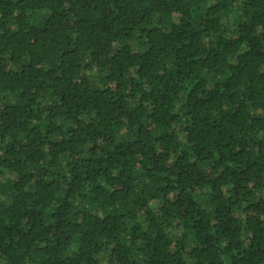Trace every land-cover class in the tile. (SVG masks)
<instances>
[{"label":"trees","instance_id":"1","mask_svg":"<svg viewBox=\"0 0 264 264\" xmlns=\"http://www.w3.org/2000/svg\"><path fill=\"white\" fill-rule=\"evenodd\" d=\"M0 264H264V0H0Z\"/></svg>","mask_w":264,"mask_h":264},{"label":"rangeland","instance_id":"2","mask_svg":"<svg viewBox=\"0 0 264 264\" xmlns=\"http://www.w3.org/2000/svg\"><path fill=\"white\" fill-rule=\"evenodd\" d=\"M227 25L232 26L234 29L238 23V16L236 12H231L229 17H227L226 22Z\"/></svg>","mask_w":264,"mask_h":264}]
</instances>
